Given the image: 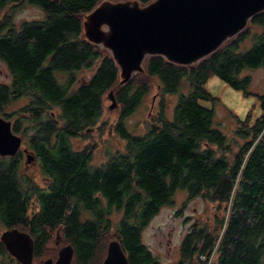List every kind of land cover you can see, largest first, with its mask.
<instances>
[{"label": "trees", "instance_id": "obj_1", "mask_svg": "<svg viewBox=\"0 0 264 264\" xmlns=\"http://www.w3.org/2000/svg\"><path fill=\"white\" fill-rule=\"evenodd\" d=\"M100 1L0 0V59L12 75L9 86L0 84V113L13 98L29 96L14 115L25 111L34 129L32 145L51 182L47 190L34 185L20 176L18 155L0 157V224L33 237L36 258L56 256L45 245L59 228L73 248L71 264H101L113 239L128 264H161L141 242V230L184 190L189 200L201 196L225 206L230 217L220 238L203 236L193 226L171 264H205L198 257L220 239L214 264H264V93L254 95L251 77L242 74L264 65V11L196 65L149 57L143 73L117 86L118 69L109 53L81 37L82 16ZM22 2L40 8L43 19L13 24L11 13ZM212 76L259 102L253 121L250 115L243 122L234 117L241 125L238 139L216 128L213 106L201 104L218 100L205 88ZM152 83L158 108L145 120L146 131L134 134L125 120ZM111 90L119 106L112 131L125 142L124 150L91 168V149L75 148L70 138L98 119L102 97ZM53 107L62 122L57 127L45 119ZM34 203L37 211L29 214ZM115 212L121 213L117 222L109 217Z\"/></svg>", "mask_w": 264, "mask_h": 264}, {"label": "water", "instance_id": "obj_2", "mask_svg": "<svg viewBox=\"0 0 264 264\" xmlns=\"http://www.w3.org/2000/svg\"><path fill=\"white\" fill-rule=\"evenodd\" d=\"M263 11L264 0H152L146 5L137 0H101L82 16L81 37L109 53L118 69L117 86H122L144 72L149 57L184 67L196 65ZM107 96L113 109L114 93ZM19 144L9 121L0 118V155H14ZM1 240L21 264H31L33 241L27 232L14 228L3 232ZM72 256L73 248L67 244L54 262L49 259L44 264H71ZM101 264H128L116 239L108 242Z\"/></svg>", "mask_w": 264, "mask_h": 264}, {"label": "rangeland", "instance_id": "obj_3", "mask_svg": "<svg viewBox=\"0 0 264 264\" xmlns=\"http://www.w3.org/2000/svg\"><path fill=\"white\" fill-rule=\"evenodd\" d=\"M126 1L131 2L133 0ZM14 9V12L11 13V20L15 25H18L23 21L41 20L44 17V13L40 8L26 2H22ZM84 74L85 73L79 77H83ZM242 74H248L251 77L249 90L254 92V95L255 93H264V65L256 69H246ZM143 77L144 75H142V78ZM11 80L12 75L8 66L0 59V84H9ZM205 88L218 100L215 103L202 101L201 104L207 107L213 106L215 113V126L225 133L228 139H238L236 132L241 125L234 119V117L243 122L247 116L250 115L251 120L253 121L254 118L260 114L259 102L254 95L246 96L241 91L229 87L216 76H212L206 81ZM108 93L109 91H107L102 97L101 113L98 119L88 128H84L80 132L81 134L79 137L75 139L71 138L73 139L71 141L74 147L80 145L84 148L91 149L92 165L104 164L111 156L123 152L124 150L125 142L112 131L114 123L118 119L119 106L117 104L113 109H109L111 102L108 99ZM170 99H172V102L174 97L172 96ZM158 100L159 96L156 85L155 83H152L150 89L143 97L141 104L125 120V125L130 132L139 134L146 131L147 127L145 120L151 119V117L155 115L158 108ZM28 101L29 96L25 95L13 98L12 101H9L7 105L3 107L2 112L10 113L12 116L11 120L15 122L17 120V115L14 114L27 105ZM170 108L171 103L169 102L168 109ZM49 111H52L55 114V121L57 124L61 125L62 122L59 121V109L53 107L47 111L46 115ZM18 126L19 128H22L24 123H18ZM25 136L29 137L30 135L27 133ZM239 140L242 142V139ZM235 149L236 147H234L233 150ZM32 171L34 172L33 168ZM31 182L37 186L44 185V182L41 181V177L36 171ZM31 201H35V197H33ZM183 201H185V205L181 206ZM220 207L221 206L217 203L206 201L203 198H195L188 201L185 199V193L183 191H178L174 196V203L172 205L160 207L157 214H155L142 228L140 234L141 242L161 264H171L179 258L180 243L183 233L187 231L194 221L199 220L201 214L204 215L205 220L208 216L219 217L220 222L218 231H216L218 237L223 230V224L227 216L225 206L221 209ZM36 211L37 208L34 203L30 207L29 214ZM109 217L113 222H117V220L121 218V213L115 212L109 215ZM112 232L114 231L112 230ZM54 234L55 233L53 232L51 241L48 244V249L51 253L55 250L52 245L55 240ZM65 245H67V243H65L64 240H61L60 246L62 247ZM60 246L56 248V256ZM56 256L54 258H56Z\"/></svg>", "mask_w": 264, "mask_h": 264}, {"label": "flooded vegetation", "instance_id": "obj_4", "mask_svg": "<svg viewBox=\"0 0 264 264\" xmlns=\"http://www.w3.org/2000/svg\"><path fill=\"white\" fill-rule=\"evenodd\" d=\"M12 82V80H11ZM11 82L9 84H4V85H10ZM29 102V101H28ZM28 105V103H27ZM26 106V105H25ZM24 106V107H25ZM22 109V108H21ZM20 109V110H21ZM50 110V109H48ZM19 116H17L18 120H19V124L21 122L24 123V126L22 128H19L18 126V123H17V128H16V121H12L11 120V114L10 113H6V112H3V113H0V118L5 120V121H9L10 123V129H11V132L13 134H15L16 136H18L20 138V144H19V147L17 149V152L12 155V156H2L0 155V157H4V158H13L15 157L16 155L19 156V171H20V176H23L24 178H27L31 181V179L33 178L34 174H35V171L37 172V174L40 175L41 177V181L44 182V185L43 186H39L43 189H48V185L51 184L50 180L48 177H46V173L44 171V169L40 166V161H39V156L37 154V149L32 145V141H31V136L33 135V132H34V129L31 128L30 125L27 124V117H26V113L25 111L22 113L23 116H20L21 113H18ZM7 115V116H6ZM55 117V114L52 112V111H49V113L45 116V119L49 122H51L55 127L58 126L57 122L55 121L56 119H54ZM20 118V119H19ZM58 121V120H57ZM88 128V127H86ZM85 128V129H86ZM93 128V127H91ZM28 129V130H27ZM29 134L30 136L29 137H26L25 134ZM80 132L78 134L77 137L80 136ZM35 136V135H34ZM77 137H71V138H77ZM70 138V141L73 140ZM52 140V139H51ZM50 140V141H51ZM72 142V141H71ZM79 150H82L84 147L78 145L77 147H75ZM92 160V158H91ZM105 164V163H104ZM104 164H100V165H92L91 164V161L88 162V165L89 167L91 168H99L101 167L102 165ZM32 168L34 169V172L32 171ZM31 178V179H30ZM180 191H183L185 193V199H188L187 197V193L186 191L184 190H180ZM96 197H100L98 194L95 195ZM196 198H202L201 196L199 197H196ZM195 199V198H194ZM190 200H193V199H190ZM185 205V201H183V203H181V206ZM82 213V212H81ZM84 217V216H83ZM229 217H230V212L227 213V216H226V219H225V222L223 224V230L224 228L227 226V223H228V220H229ZM220 222V219L218 216H208L205 220V217L203 214L200 215L199 217V220L197 221H194L190 227L187 229V231L185 233H183V237L181 238V242L185 239V237L191 233L192 231V228L193 226L195 227V229L198 231H200V233L204 236L205 234H210L212 233V235L214 236L216 234V230L218 228V224ZM11 229H14V228H9V227H5V226H2L0 224V242L2 243L3 247L5 248V252L3 253H0V264H21V262L16 259L15 257H13L7 250H6V247H5V244L2 242L1 240V234L3 232H6L8 230H11ZM205 230H208L209 232H206ZM211 230V231H210ZM223 230L222 232L218 235L219 238L222 236V233H223ZM22 231V230H20ZM213 231V232H212ZM25 232V231H23ZM59 232H60V229L57 228L55 229L54 233H55V240L54 242L52 243L53 245V248H58L60 246V243H61V238H60V235H59ZM31 237V236H30ZM32 238V241H33V255H32V261H31V264H44V262L46 260H52V262H54L56 260V258H51V257H44V258H36L35 256V252H34V238ZM218 238V237H217ZM221 240V239H220ZM220 240L215 243L214 247L212 249H214L213 251V256L211 258V263L210 264H214L215 262V259H216V256L218 254L217 252V248H218V245L220 243ZM51 240H49L47 242V244L45 245V248H48V244L50 243ZM61 248V246H60ZM59 248V249H60ZM206 254H202L200 255L198 258L201 262H204L203 261V257L205 256ZM57 257V256H56ZM45 259V260H44Z\"/></svg>", "mask_w": 264, "mask_h": 264}, {"label": "built area", "instance_id": "obj_5", "mask_svg": "<svg viewBox=\"0 0 264 264\" xmlns=\"http://www.w3.org/2000/svg\"><path fill=\"white\" fill-rule=\"evenodd\" d=\"M213 250L214 249H212L208 255H205L203 257V261H204L205 264H210L211 263V258L213 256V252H214Z\"/></svg>", "mask_w": 264, "mask_h": 264}]
</instances>
